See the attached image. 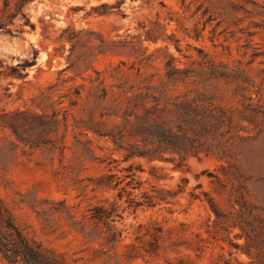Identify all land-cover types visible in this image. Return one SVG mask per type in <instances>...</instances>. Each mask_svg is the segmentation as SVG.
<instances>
[{
    "label": "rangeland",
    "instance_id": "obj_1",
    "mask_svg": "<svg viewBox=\"0 0 264 264\" xmlns=\"http://www.w3.org/2000/svg\"><path fill=\"white\" fill-rule=\"evenodd\" d=\"M9 1L0 0V197L24 230L70 264H264L257 255H264V0H30L22 8ZM170 54L179 67L216 66L231 77L167 81ZM148 85L171 96L207 90L253 136L235 147V184L245 187L246 215L261 241L253 256L241 248L246 237L234 235L240 227L228 234L206 200L190 196L210 191L231 210L208 176L223 162L214 155L190 156L184 170L133 159L144 168L142 189L180 184L183 191L153 207L118 201L115 224L123 233L116 242L88 224V208L109 206L116 194L94 189L93 180L110 158L122 157L93 126L119 122L128 97ZM247 102L263 112L243 111ZM17 111L26 113L16 119L21 132L38 143L2 121ZM153 165L162 166L160 177L149 174ZM154 232L160 238L149 254ZM131 243L139 247L128 258ZM0 264L11 263L0 254Z\"/></svg>",
    "mask_w": 264,
    "mask_h": 264
},
{
    "label": "trees",
    "instance_id": "obj_2",
    "mask_svg": "<svg viewBox=\"0 0 264 264\" xmlns=\"http://www.w3.org/2000/svg\"><path fill=\"white\" fill-rule=\"evenodd\" d=\"M30 0H16L17 8H22ZM4 0V5L9 4ZM175 57L170 54L166 61L165 76L167 81H185L192 76L231 77L230 73L216 66H203V68L179 67L174 64ZM133 86L130 87L132 89ZM250 97L247 98L249 100ZM243 111L263 112L259 105L251 102L243 103ZM23 111L6 115L2 121L9 125L15 134L23 141L31 144L38 143V136L32 137L30 133L21 132L22 127L17 123ZM242 119L248 116L239 115ZM29 117H26V124ZM46 124L40 135L49 129ZM28 126V127H29ZM99 136L110 138L115 150L122 152L120 159L110 158L107 171L98 175L94 180V189L116 191L110 205L96 203L88 208L87 221L104 233L107 243L122 238L123 229L115 224L118 208L125 202L127 206L153 207L162 202H168L170 197L183 191L179 184L177 189L158 188L142 189V181L138 179V172L144 171L141 164L132 161L135 158H146L148 161L170 162L174 169L184 170L188 167L190 156L200 157L214 155L221 159L216 171H209L208 176L216 193L227 194L225 199L229 202L231 210L225 212L220 201L210 192L203 191L204 196L194 189L190 190L193 199H204L211 211L215 214L214 223L228 234L235 227L242 232L235 233L236 237L245 236L246 242L241 248L250 256L254 255L253 247H260L259 233L246 215L249 203L245 194L244 185L235 184L239 180V167L235 161L238 152L235 147L241 142L252 139L253 136L245 134L248 129L235 120L234 109L227 108L215 102L213 96L204 89H186L183 92L168 95L165 87L145 86L128 97L126 106L120 114V121L110 127L93 126ZM33 128L30 126V129ZM21 129V130H20ZM28 129V128H27ZM23 133V134H22ZM42 133V134H41ZM128 162L119 167L120 162ZM111 163L114 165L110 166ZM162 166L153 165L149 174L160 177L157 169ZM118 172H121L119 174ZM182 181H187L182 177ZM230 184V186H229ZM199 182L196 187H200ZM139 193H135V191ZM236 204L239 208L236 209ZM161 231V230H160ZM159 232L152 234L146 252L155 253ZM239 245V244H236ZM138 244L131 243L126 257L136 255ZM0 254L11 264H70L60 253L44 245L35 236L28 234L15 220L12 212L0 197ZM260 262L264 263V255L257 253ZM252 262V260H250Z\"/></svg>",
    "mask_w": 264,
    "mask_h": 264
}]
</instances>
